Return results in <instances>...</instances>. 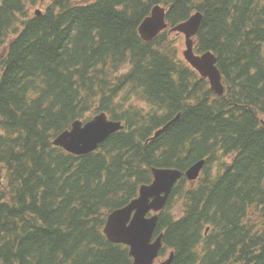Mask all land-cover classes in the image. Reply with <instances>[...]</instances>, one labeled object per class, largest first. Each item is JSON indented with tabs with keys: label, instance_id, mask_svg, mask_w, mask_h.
<instances>
[{
	"label": "trees",
	"instance_id": "16d2710c",
	"mask_svg": "<svg viewBox=\"0 0 264 264\" xmlns=\"http://www.w3.org/2000/svg\"><path fill=\"white\" fill-rule=\"evenodd\" d=\"M157 5L170 27L203 14L195 52L216 56L222 97L184 60L178 33L141 38ZM102 112L125 130L96 152L53 145ZM263 118L264 0H0V264H133L105 236L108 216L152 168L201 160L159 214L160 256L264 264Z\"/></svg>",
	"mask_w": 264,
	"mask_h": 264
},
{
	"label": "water",
	"instance_id": "95a60500",
	"mask_svg": "<svg viewBox=\"0 0 264 264\" xmlns=\"http://www.w3.org/2000/svg\"><path fill=\"white\" fill-rule=\"evenodd\" d=\"M202 20L203 16L198 12L188 21L172 29V32L186 35L187 50L184 51L185 58L201 74L210 79L213 89L219 95H223L224 86L222 85V75L216 66V56L210 52L202 55H196L194 52L195 38L200 30ZM168 28L166 10L160 6H156L151 16L145 19L139 30L145 41H151ZM93 124L94 126L88 130L70 134L69 139L71 143L77 145L85 142L88 136L95 138V135L92 133L94 131L98 133H113L120 127L119 124L108 122L106 115L98 117ZM202 165L203 163H200L187 171V177L194 180L197 179L200 176ZM154 176V183L141 189L140 198L135 200L130 207L122 210L124 217L118 218L111 215L106 227V233L117 238V242L131 246V255L136 259L135 264H154L159 257L163 236L151 244L157 225V217L147 219L146 215L151 210L159 211L164 208L168 196L182 174L178 171L155 170ZM133 212H135L133 221L128 224ZM165 264H170V262L167 261Z\"/></svg>",
	"mask_w": 264,
	"mask_h": 264
},
{
	"label": "bare ground",
	"instance_id": "6f19581e",
	"mask_svg": "<svg viewBox=\"0 0 264 264\" xmlns=\"http://www.w3.org/2000/svg\"><path fill=\"white\" fill-rule=\"evenodd\" d=\"M41 12H42L41 10H38V11L35 12L34 14L40 16V15H41ZM139 34H140V30H139ZM140 35H141V34H140ZM145 42H150V41H145ZM217 64H218V61H217V63H216V66L218 67ZM101 115H106L108 122L115 123V124H119V125H120L119 129H118L117 131L113 132V133H98V132L94 131V132H92V133L95 135V138H92L91 136H88L87 139L85 140V142H81V143H79V144H77V145H73V144L71 143L70 139H69V135H70V134H74L75 132L85 131V130L90 129L92 126H94L93 122H94L98 117H100ZM179 117H180V115H177V116L175 117V120H177ZM172 121H174V120H172ZM263 121H264V118H263ZM169 124H171V123H169ZM123 130H125V126L123 125L122 122L111 120V119L109 118V116H108L105 112H102V113L97 114V115L94 116L91 120H89V121H87V122H83V121H80V120L75 121V122L72 124V127H71L69 130H67V131H65V132H63V133H61V134H59V135L54 139V141H53V145H54L55 147H57V148H61V149H63L65 152H67V153H69V154H71V155H75V156H85V155H89V154H92V153L96 152V151L99 149V147H100V145H101L102 143H104V142H105L107 139H109L112 135H114V134H116V133H118V132H120V131H123ZM161 132H162V130L159 131L158 133H156L155 136L157 137ZM94 139H95V140H94ZM100 139H101V140H100ZM98 140H100V141L97 142ZM96 142H97V143H96ZM200 163H203L202 168H201V171H200V173H201V172L203 171L205 165H206V160L198 161V162L195 163L193 166H191L188 170H186V172H183V171H181V170H179V169H174V168H152V169H151V172H152V175H153V181H152V183H151V184H148V185H143V186H141L140 189H139V194H138V197H137V198H135L134 200H132V201H131L128 205H126L125 207H123V208H121V209H118V210H115L114 212H112V213L108 216L107 221H106V224H105V228H104V234H105V236H106L107 239H108L110 242H112L113 244L124 245V246H126V247L129 249V255H130V257L133 259V264H135V260H136V259L131 255V246L128 245V244L122 243V242H117V238H114V237H112V236H110L109 234L106 233V227H107V225H108V223H109V218H110V216H111V215H114V216H116V217H118V218H123V217H124L122 210H125L126 208L130 207V206L133 204V202H134L135 200H138V199L140 198V195H141V189H142L143 187L151 186V185L154 183V181H155L154 171H155V170L178 171V172H180V173L182 174V176H181V178L179 179V181L182 179L183 176H185L189 182H191V183H195L200 177L194 180V179H191V178L187 177V174H186V173H187V171H189L191 168L195 167L196 165H198V164H200ZM1 171H4V169H3L2 167L0 168V172H1ZM2 180H3V176L0 175V182H1ZM179 181L174 185V187L179 183ZM174 187H173V188H174ZM172 190H173V189H172ZM171 193H172V191H171ZM171 193H170V195H171ZM170 195L168 196V199H169ZM168 199H167V201H166V204H165L164 208H165L166 205H167ZM151 201H152V199H151ZM164 208H163V209H164ZM163 209H161V210H159V211L151 210V211H149L148 214L146 215V218H147V219H150V218H153V217H157V225H156V229H157V226H158L159 214H160V212H161ZM134 215H135V212H133L132 216L130 217V220H129L128 224H130V223L133 221V217H134ZM156 229H155V231H154V233H153L152 240H151V244H153L155 241H157V239H158L159 237L164 236V234H160L157 238H155ZM209 231H210V228H207V230H206V235L209 233ZM162 249H163V246L160 248V251H159V257H158L157 259H159L160 261H159L158 263H160V264H165L167 261H169L170 264H172V262H173V260H174V252H166V254H165L164 256H160V255H161V251H162ZM166 258H167V259H166ZM164 259H166V260H164ZM162 260H164V261H162ZM158 263H154V264H158Z\"/></svg>",
	"mask_w": 264,
	"mask_h": 264
},
{
	"label": "rangeland",
	"instance_id": "374dc122",
	"mask_svg": "<svg viewBox=\"0 0 264 264\" xmlns=\"http://www.w3.org/2000/svg\"><path fill=\"white\" fill-rule=\"evenodd\" d=\"M30 10H31L32 14H34V13L37 12L38 10H43V9H42V5H36V6H31ZM4 174H5L4 171H1V172H0V175L4 176ZM166 259H167V258H166ZM166 259H164V260H166ZM164 260H162V261H164ZM158 264H160V263H158Z\"/></svg>",
	"mask_w": 264,
	"mask_h": 264
}]
</instances>
